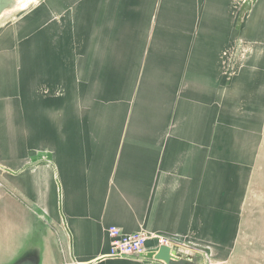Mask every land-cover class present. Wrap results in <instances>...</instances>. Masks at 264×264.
Listing matches in <instances>:
<instances>
[{
	"label": "crops",
	"instance_id": "obj_1",
	"mask_svg": "<svg viewBox=\"0 0 264 264\" xmlns=\"http://www.w3.org/2000/svg\"><path fill=\"white\" fill-rule=\"evenodd\" d=\"M244 1L2 14L0 264H161L112 256L109 226L228 261L264 132V0Z\"/></svg>",
	"mask_w": 264,
	"mask_h": 264
},
{
	"label": "rangeland",
	"instance_id": "obj_2",
	"mask_svg": "<svg viewBox=\"0 0 264 264\" xmlns=\"http://www.w3.org/2000/svg\"><path fill=\"white\" fill-rule=\"evenodd\" d=\"M23 1L26 2L27 6L38 0H19V3ZM249 1L245 0L244 4H242L241 19L246 13ZM259 126L261 125L257 122L261 151L257 157L256 168L252 173L253 177L250 181L248 197L243 210L241 236L236 250L232 255L230 252L226 256L228 261L220 263L214 260L211 252L205 250L199 251L201 264H264V132L262 134V129ZM34 247L38 248V246ZM232 259L235 260L233 263L229 261ZM5 264L9 263L6 262Z\"/></svg>",
	"mask_w": 264,
	"mask_h": 264
},
{
	"label": "built area",
	"instance_id": "obj_3",
	"mask_svg": "<svg viewBox=\"0 0 264 264\" xmlns=\"http://www.w3.org/2000/svg\"><path fill=\"white\" fill-rule=\"evenodd\" d=\"M107 234L110 239V254L116 257L149 259L144 258V255L149 251H156L161 245H167L170 247L177 245L181 248H186L187 246L185 244L173 242L171 239L163 235L152 236L143 232L124 233L118 226H109L107 228ZM149 238H154L156 241V246L151 250L147 246Z\"/></svg>",
	"mask_w": 264,
	"mask_h": 264
},
{
	"label": "water",
	"instance_id": "obj_4",
	"mask_svg": "<svg viewBox=\"0 0 264 264\" xmlns=\"http://www.w3.org/2000/svg\"><path fill=\"white\" fill-rule=\"evenodd\" d=\"M18 4V0H0V17L4 12L15 9ZM181 249L177 245H161L156 251L147 252L144 258L156 260L161 264H201V259L187 257ZM39 260V249L30 247L9 264H39Z\"/></svg>",
	"mask_w": 264,
	"mask_h": 264
}]
</instances>
